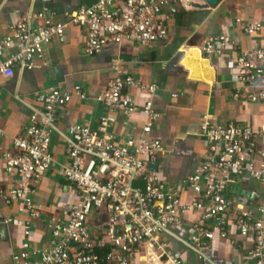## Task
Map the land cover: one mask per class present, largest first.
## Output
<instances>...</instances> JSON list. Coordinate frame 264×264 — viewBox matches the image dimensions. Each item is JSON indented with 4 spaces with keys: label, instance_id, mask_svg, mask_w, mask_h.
Wrapping results in <instances>:
<instances>
[{
    "label": "built area",
    "instance_id": "1",
    "mask_svg": "<svg viewBox=\"0 0 264 264\" xmlns=\"http://www.w3.org/2000/svg\"><path fill=\"white\" fill-rule=\"evenodd\" d=\"M183 0H98L83 7L68 23H57L48 8L12 24L0 39V76L32 71L43 60L46 48L53 42L66 41L68 26L87 31L84 52L88 57L100 55L109 44L135 43L152 47L169 36L171 16L167 10ZM248 36L260 34L262 22L236 19ZM228 32L209 34L202 47L204 55L222 56L237 47ZM114 78L105 93L96 101L106 114L100 118L98 131L89 125H73L67 130L68 142L61 165L64 178L73 186L75 200L69 219L62 223L53 219L51 240L46 249H32V224L41 217L33 199L45 174L55 164L52 141L56 131L57 113L74 98L82 101L88 95L82 86L72 92L52 90L37 98L39 104L29 118L25 133L13 142L15 153H4L5 171L14 176L11 187L0 198L8 205L17 204L25 217L22 222V250L14 256L16 264H130L145 245L149 264H188L179 251H172L159 236L171 226L182 225L188 212H197L199 221L193 225L194 244L200 255L211 242L227 240L230 247L238 238L251 239L248 259L264 264V205L258 208L234 209L228 198L231 187L244 177L258 182L264 196V126L223 124L206 114L201 134L209 153L193 173L182 180L196 199L186 204L175 196L156 173L148 170L166 150L159 138L153 137L154 126L161 118L154 101L160 91L155 83H144L125 73L118 60L113 61ZM140 93L139 98L132 91ZM233 99L245 104L264 103V47L243 50L235 62ZM177 98L178 94H173ZM122 114L129 122L135 115L145 118L138 137L123 142L112 131ZM4 132L0 130V135ZM137 183H141L140 186ZM108 215L110 249L97 250L88 221L95 211ZM6 223L12 222L7 219ZM237 231L238 238H230Z\"/></svg>",
    "mask_w": 264,
    "mask_h": 264
},
{
    "label": "crops",
    "instance_id": "2",
    "mask_svg": "<svg viewBox=\"0 0 264 264\" xmlns=\"http://www.w3.org/2000/svg\"><path fill=\"white\" fill-rule=\"evenodd\" d=\"M98 0H0V39L9 27L30 14L48 8L57 23H68L77 11L90 7ZM205 0H183L171 6L169 36L164 42L144 48L135 43L117 45L111 43L100 55L88 57L85 52L87 31L78 26H68L66 41L53 42L46 48L43 60L32 71L15 70L11 77L0 76V156L15 153L13 142L29 127V118L39 106L41 94L56 89L72 92L82 86L87 100H74L57 113L56 131L52 141L55 159L53 167L45 174L33 196L41 217L32 224L30 237L32 249H46L51 240L50 224L53 219L66 223L75 200L73 186L63 174L61 165L67 163L65 150L67 130L73 125H89L98 131L105 109L96 97L106 92L114 78L113 61L118 60L122 70L144 83H155L160 91L155 98V109L161 118L154 126L153 137L162 140L165 153L155 162L148 163V170L156 173L172 193L186 204L196 196L182 185L209 153V147L201 134L203 117L214 116L223 124L264 126V103L245 104L233 99L235 62L241 51L264 47V29L260 34L248 36L240 18L264 24V0H223L215 9L205 8ZM229 33L237 41V47L222 56L204 55L202 47L211 33ZM198 59V61L196 60ZM195 63V64H194ZM195 66L200 67L206 80L193 76ZM211 70V71H209ZM132 94L139 98L136 90ZM173 94H178L173 98ZM113 133L119 142L138 137L145 125V118L137 114L129 122L122 114L116 115ZM157 164L151 170L150 164ZM14 176L5 171L0 158V193L11 187ZM138 186L141 183H137ZM228 198L234 209L258 208L264 205L262 187L258 182L244 177L231 187ZM7 219L12 222L6 223ZM25 217L17 204L8 205L0 198V264H16L14 256L21 252L22 222ZM199 221L197 212H188L182 225H174L159 240L169 249L179 251L188 264H252L248 252L251 239H239L237 231L230 238H238V245L230 247L225 239L211 242L203 249V259L194 244L193 225ZM93 241L102 254L110 249L108 215L104 210L95 211L88 221ZM146 246L131 258L130 264H149ZM164 264V263H155Z\"/></svg>",
    "mask_w": 264,
    "mask_h": 264
},
{
    "label": "water",
    "instance_id": "3",
    "mask_svg": "<svg viewBox=\"0 0 264 264\" xmlns=\"http://www.w3.org/2000/svg\"><path fill=\"white\" fill-rule=\"evenodd\" d=\"M223 0H205V8H211V9H215ZM150 169H156L157 164H150L149 165Z\"/></svg>",
    "mask_w": 264,
    "mask_h": 264
},
{
    "label": "bare ground",
    "instance_id": "4",
    "mask_svg": "<svg viewBox=\"0 0 264 264\" xmlns=\"http://www.w3.org/2000/svg\"><path fill=\"white\" fill-rule=\"evenodd\" d=\"M198 61V59H196ZM195 64V63H194ZM197 70H193V76L196 77V78H199V79H204L206 80V75L205 77L203 76L205 73L203 72V70L198 67V66H195ZM211 71V70H209Z\"/></svg>",
    "mask_w": 264,
    "mask_h": 264
}]
</instances>
